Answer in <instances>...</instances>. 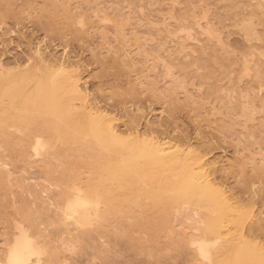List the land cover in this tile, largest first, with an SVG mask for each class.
Listing matches in <instances>:
<instances>
[{
	"label": "rangeland",
	"instance_id": "374dc122",
	"mask_svg": "<svg viewBox=\"0 0 264 264\" xmlns=\"http://www.w3.org/2000/svg\"><path fill=\"white\" fill-rule=\"evenodd\" d=\"M52 83H74L117 132L185 150L232 203L215 264H264V0H0V264L23 231L28 264H210L189 210L164 189L175 170L138 162L108 179L137 143L100 148L75 99L62 119L44 114L33 91ZM77 189L85 227L64 213ZM213 202L196 195L190 207L204 219ZM246 243L253 262H228Z\"/></svg>",
	"mask_w": 264,
	"mask_h": 264
},
{
	"label": "bare ground",
	"instance_id": "6f19581e",
	"mask_svg": "<svg viewBox=\"0 0 264 264\" xmlns=\"http://www.w3.org/2000/svg\"><path fill=\"white\" fill-rule=\"evenodd\" d=\"M38 62L45 68H49L51 73H63L66 70L65 63H55L50 66L42 59H39ZM68 79H70V77H68ZM58 86L65 87L66 91L71 95V98H57L53 92ZM33 92L37 99L38 108H40L44 114L59 119L63 118L65 112L70 107L77 105L76 103H73L74 101H72V99L77 100L78 105L82 106L86 111L84 115L85 118L80 120V123L86 130L84 133L95 138L99 147L107 150V152L114 148L117 143L123 139L122 137H124V135L127 139L134 140L135 143H137L136 145H130L127 148L131 155V160L119 161L106 168V176L111 181L119 180L127 170H133L134 165L138 162H142L144 166L148 167L168 166L174 169V179L171 180L164 189L173 192L179 200H182L184 211L189 210L186 219H191L197 224V230H201L200 237L196 240L194 239L191 243L196 246L200 256L207 259L210 264H215L216 259L213 257L215 254L213 248L215 245H220V243L223 242V235L227 234L229 231L226 226V221L232 211V203L225 195V192L204 173L201 166L196 165L185 158L181 159L185 150H181L180 146L174 144L175 142L171 143L169 140L160 138L154 139L147 135L134 134L130 131L123 132L125 134L117 132V130H115L106 120L104 111L94 108V106L89 104H84L83 99L78 98V91L74 83H52L49 84V86L37 84ZM41 142V139L38 137L32 142V149L36 154L35 156H39L40 152L43 150V144ZM148 195L153 201H158L160 199V196L155 194V192L149 193ZM196 195H200L203 199L214 201L213 211L207 214L204 219L201 218L200 213L196 209L190 207L193 204ZM87 200L88 198L86 194L83 193L81 189H77L72 199L64 206L66 217L77 226L85 227L88 223H91V220L90 222L87 220L90 215V210L85 208L88 203ZM96 204H99V202H96ZM86 221H88V223L84 226ZM249 244H243L242 247H236L235 250L233 247L232 249L234 251L232 254L228 253V262L252 261L258 252H256L257 249L255 247L251 246L252 244ZM34 254H36V249L33 247L29 237H27L26 233L23 231L14 246L10 249L7 261L11 264H28L30 257ZM222 256L225 255L222 254ZM258 263L259 261H257V264ZM35 264H39V260L36 261Z\"/></svg>",
	"mask_w": 264,
	"mask_h": 264
}]
</instances>
